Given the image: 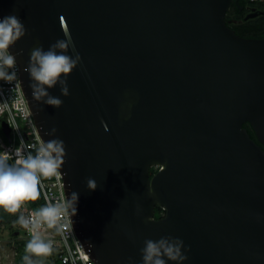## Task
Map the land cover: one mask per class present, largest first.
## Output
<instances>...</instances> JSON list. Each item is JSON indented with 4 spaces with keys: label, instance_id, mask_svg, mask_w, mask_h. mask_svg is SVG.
I'll return each instance as SVG.
<instances>
[{
    "label": "water",
    "instance_id": "95a60500",
    "mask_svg": "<svg viewBox=\"0 0 264 264\" xmlns=\"http://www.w3.org/2000/svg\"><path fill=\"white\" fill-rule=\"evenodd\" d=\"M232 3L242 10L238 0H0V19L26 29L9 51L42 141L65 144L72 226L96 264H143L145 240L162 237L184 242L182 264H264V39L227 26ZM61 17L82 59L68 96L47 89L56 108L33 99L24 69L32 49L65 38Z\"/></svg>",
    "mask_w": 264,
    "mask_h": 264
},
{
    "label": "clouds",
    "instance_id": "9594fccd",
    "mask_svg": "<svg viewBox=\"0 0 264 264\" xmlns=\"http://www.w3.org/2000/svg\"><path fill=\"white\" fill-rule=\"evenodd\" d=\"M60 22L65 38L56 40L47 50L43 47L32 49L30 62L24 69L33 81L30 85L33 99L56 108L61 107L63 101L50 95L47 89L59 83L61 94L68 96L70 93L67 77L77 68L82 59L76 51L64 17L60 18ZM25 34L26 29L17 16L10 15L0 19V80L11 82L16 79V57L9 49ZM69 50L74 53V56L68 54ZM6 69L13 70L6 71ZM107 130L105 126V131ZM56 131L53 128L48 135L54 136ZM21 143L23 144V141ZM15 155L14 163H9L10 155L7 152H0V208L10 214H15L23 202L38 199L42 178H60L64 175L61 169L65 163V144L62 140L54 138L42 142L35 155L31 152L25 154L23 147L17 148ZM86 185L89 190H95L97 187L93 178H88ZM149 194H154L151 185H149ZM77 200L78 193L72 192L67 203H48L39 209L36 213L38 219L33 222L32 237L26 245L27 253L36 256L51 253V242H46L35 229L43 222L49 228H56L58 232H62L66 226L63 218L68 213V206L73 205ZM71 214L75 215L74 207ZM19 222L26 228L30 223L24 216H20ZM144 244L145 246L141 249L143 264H167V261L182 264L187 259L182 251L184 242L179 238L162 237L156 241L147 239ZM23 260L25 264H34L30 255H25Z\"/></svg>",
    "mask_w": 264,
    "mask_h": 264
},
{
    "label": "built area",
    "instance_id": "2783aa9c",
    "mask_svg": "<svg viewBox=\"0 0 264 264\" xmlns=\"http://www.w3.org/2000/svg\"><path fill=\"white\" fill-rule=\"evenodd\" d=\"M246 2L248 5H254L264 3V0H246ZM12 70L6 69V71ZM15 71L17 72L15 80L11 82L0 80V124L5 123L8 128V137L4 134L0 136V152H7L10 155V163H14L16 159L15 150L17 148L23 147L25 154L31 152L35 155L36 150L43 142L20 85L17 64ZM21 141H23V144ZM40 192L44 200V206L48 203H67L62 175L60 178H42ZM24 203H22V208L19 210V218L24 216L25 219H28L30 221L29 226L26 228L19 221L17 223L19 231H21V239L30 240L33 233V222L38 219L36 216L38 211L24 206ZM63 222L66 226L62 232H58L56 228H49L43 222L35 229L46 242L50 241L52 244L51 253L40 257L49 264H96L90 258L88 251L74 231L69 206Z\"/></svg>",
    "mask_w": 264,
    "mask_h": 264
},
{
    "label": "trees",
    "instance_id": "16d2710c",
    "mask_svg": "<svg viewBox=\"0 0 264 264\" xmlns=\"http://www.w3.org/2000/svg\"><path fill=\"white\" fill-rule=\"evenodd\" d=\"M239 5L243 6L242 10L239 9V6H236L234 3L231 4L229 10L225 15V21L229 28H231L235 34L244 38H258L264 39V3L248 5L246 0H238ZM250 9H254L256 16L251 19H245L246 14L249 13ZM243 127L247 130L248 134L252 139L255 140L254 133L252 132L250 126L245 123ZM10 163V162H9ZM156 168H151V174L156 172ZM28 207L34 210H38L44 207V200L39 190V197L35 201H25ZM163 215V211L159 208L154 210V218L158 219ZM3 217V216H2ZM7 224L16 223L19 221V210L15 214H11L10 218L7 220ZM22 246V244H21ZM34 256V264L45 263L43 258ZM15 264H25L22 259H18Z\"/></svg>",
    "mask_w": 264,
    "mask_h": 264
},
{
    "label": "rangeland",
    "instance_id": "374dc122",
    "mask_svg": "<svg viewBox=\"0 0 264 264\" xmlns=\"http://www.w3.org/2000/svg\"><path fill=\"white\" fill-rule=\"evenodd\" d=\"M3 132L0 128V136ZM24 206H27L24 203ZM28 207V206H27ZM22 206L19 210H21ZM38 211V210H36ZM21 231H19L18 223H9L8 226L2 227L0 225V260L1 264H15L20 258L28 254L26 252V245L29 240L21 239ZM22 244V246H21ZM41 256V255H40ZM39 256V257H40ZM38 257V256H36Z\"/></svg>",
    "mask_w": 264,
    "mask_h": 264
},
{
    "label": "flooded vegetation",
    "instance_id": "af4514ba",
    "mask_svg": "<svg viewBox=\"0 0 264 264\" xmlns=\"http://www.w3.org/2000/svg\"><path fill=\"white\" fill-rule=\"evenodd\" d=\"M158 169V168H156ZM3 216V217H2ZM11 214L4 211L3 208H0V225L4 228L6 226H8L7 221H5V219L7 220L8 218H10Z\"/></svg>",
    "mask_w": 264,
    "mask_h": 264
},
{
    "label": "crops",
    "instance_id": "0c3cea01",
    "mask_svg": "<svg viewBox=\"0 0 264 264\" xmlns=\"http://www.w3.org/2000/svg\"><path fill=\"white\" fill-rule=\"evenodd\" d=\"M27 255V254H26Z\"/></svg>",
    "mask_w": 264,
    "mask_h": 264
}]
</instances>
